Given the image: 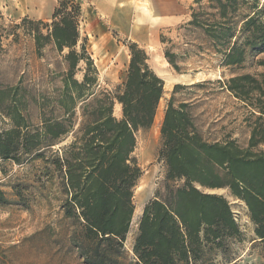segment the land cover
I'll list each match as a JSON object with an SVG mask.
<instances>
[{"label": "trees", "instance_id": "obj_1", "mask_svg": "<svg viewBox=\"0 0 264 264\" xmlns=\"http://www.w3.org/2000/svg\"><path fill=\"white\" fill-rule=\"evenodd\" d=\"M55 2L49 22L24 17L12 28L13 41L19 28L33 41L38 60L45 59L49 48L59 61L47 75L50 92L30 94L21 80L12 86L0 83V159L16 164L42 160L47 178L52 167L65 196L64 216L76 222L69 243L79 258L84 264H124L134 188L143 174L133 156L136 135L151 128L163 81L150 68L146 52L129 43L124 80L110 92L99 91L87 39L79 32L81 2ZM194 4L199 7L186 25L200 31L221 68L234 71L247 58L264 54V1ZM2 38L0 34V43ZM163 56L177 72L174 55L164 51ZM217 84L251 109L247 145L206 141L190 116V105L174 106L173 98L168 100L155 154L164 192L155 190L142 207L132 264H216L217 254L241 233L226 199L206 191L225 190L242 202L255 239L264 245V73L235 75ZM182 88L175 86L172 96ZM30 105L37 123L29 120ZM114 105L120 107L119 119L113 116ZM50 152L55 155L46 157Z\"/></svg>", "mask_w": 264, "mask_h": 264}, {"label": "rangeland", "instance_id": "obj_2", "mask_svg": "<svg viewBox=\"0 0 264 264\" xmlns=\"http://www.w3.org/2000/svg\"><path fill=\"white\" fill-rule=\"evenodd\" d=\"M79 1L83 11L79 32L87 39L88 50L97 66L99 91L110 92L116 87L129 60L126 46L135 43L146 52L150 68L163 79V96L158 106L162 115L171 98L174 106L187 103L190 116L206 141L232 140L239 147H246L253 120L249 119L251 109L220 88L217 81L223 82L235 75L264 73V65L259 64L264 63V54L247 58L243 66L234 71L221 68L219 56L208 49L200 31L186 25L192 10L199 7L194 0ZM263 1L260 0V4ZM55 5V0H0L2 85L12 86L21 80L22 87L30 94L38 90L50 92L52 84L47 75L57 70L55 62L59 60L49 48L45 50V59L38 60L23 30H16L18 38L14 41L11 33L24 17L31 20L47 17ZM200 6L204 7L205 2ZM164 51L174 55L177 72L164 59ZM185 75L190 79L188 82H175ZM175 86L183 88L172 96ZM28 115L31 123H37V111L32 105ZM3 123L0 117V129ZM137 138L136 156L143 171L137 188L148 177L150 194L139 206L134 194L135 212L123 244L124 264H132L131 244L143 205L155 190L164 192L163 169L155 159L159 129L153 125ZM68 141L69 138L58 147ZM58 147L52 151L59 155ZM53 155L50 152L46 157ZM44 167L42 160L16 164L0 159V264H84L69 243L77 226L74 220L64 216L61 208L65 196L59 175L49 167L51 176L47 178ZM206 192L226 199L241 233L238 240L228 241L223 254H217L216 264H264V245L255 239L244 204L225 190Z\"/></svg>", "mask_w": 264, "mask_h": 264}, {"label": "crops", "instance_id": "obj_3", "mask_svg": "<svg viewBox=\"0 0 264 264\" xmlns=\"http://www.w3.org/2000/svg\"><path fill=\"white\" fill-rule=\"evenodd\" d=\"M51 14L52 13H48V16L47 17H41V18H38V20H43V21H49L50 20V17H51ZM28 38V37H27ZM28 41H30L31 43H32V46H33V41L30 39V38H28ZM33 50H34V47H33ZM127 64H128V61H126V66H127ZM95 65V64H94ZM95 67H96V69H97V66L95 65ZM97 71H98V69H97ZM124 77H125V73H123V75L121 74L120 76H119V82H118V84L117 85H119V84H121V82L124 80ZM80 78H81V76L80 77H77L76 76V79H78V80H80ZM160 78V77H159ZM116 85V86H117ZM117 108H119L118 110H117ZM116 110L118 111V113L116 112ZM160 111H159V109L157 108V111H156V115H155V118H154V122H153V124H152V126L155 124V119H156V116L158 115V113H159ZM119 114V115H118ZM161 114H162V112H161ZM113 116L115 117V118H117V119H119L120 118V116H121V114H120V107L118 106V105H114V108H113ZM151 126V127H152ZM160 126V125H159ZM155 127V126H154ZM155 128H157V129H159V127H155ZM151 129V128H150ZM140 134H142V132H138L137 133V135H136V146H135V149H134V152H133V156L136 158V160H137V164H138V166L140 167V164H139V160H138V158H137V156H136V149H137V137L140 135ZM141 168V167H140ZM142 178H143V174H142V176L140 177V179L137 181V183H136V186H135V188H134V193H133V197H134V194H135V189L137 190V189H139V188H141L142 190H143V193H144V195H145V198H147V196L150 194V187H148L147 186V183H148V179L147 180H145V181H143L142 182V184H141V186H139L138 188H137V185H138V183L142 180ZM144 186H146L145 188H144ZM153 194H154V192L152 193V195H151V197L149 198V200L150 199H152V197H153ZM144 198V199H145ZM148 201V200H147ZM134 212H135V207H134ZM135 235V234H134Z\"/></svg>", "mask_w": 264, "mask_h": 264}, {"label": "bare ground", "instance_id": "obj_4", "mask_svg": "<svg viewBox=\"0 0 264 264\" xmlns=\"http://www.w3.org/2000/svg\"><path fill=\"white\" fill-rule=\"evenodd\" d=\"M190 79H188L185 76H179V78L175 79V82L177 83H183V82H188ZM118 110V108H117ZM162 117V114H161V111L158 113V115L156 116V119H155V124L154 126L155 127H159L160 125V119ZM148 178H146L145 180H147ZM145 198V195L143 193V190L141 188L137 189L136 192H135V200H136V203L138 204V206L143 202Z\"/></svg>", "mask_w": 264, "mask_h": 264}, {"label": "water", "instance_id": "obj_5", "mask_svg": "<svg viewBox=\"0 0 264 264\" xmlns=\"http://www.w3.org/2000/svg\"><path fill=\"white\" fill-rule=\"evenodd\" d=\"M190 77V76H189ZM161 79V78H160ZM163 81V79H161Z\"/></svg>", "mask_w": 264, "mask_h": 264}]
</instances>
